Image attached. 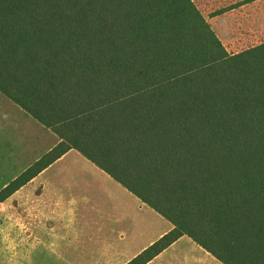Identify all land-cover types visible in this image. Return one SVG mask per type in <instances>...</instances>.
<instances>
[{
  "label": "trees",
  "instance_id": "obj_1",
  "mask_svg": "<svg viewBox=\"0 0 264 264\" xmlns=\"http://www.w3.org/2000/svg\"><path fill=\"white\" fill-rule=\"evenodd\" d=\"M0 91L224 264H264V43L232 54L193 0H0Z\"/></svg>",
  "mask_w": 264,
  "mask_h": 264
},
{
  "label": "crops",
  "instance_id": "obj_2",
  "mask_svg": "<svg viewBox=\"0 0 264 264\" xmlns=\"http://www.w3.org/2000/svg\"><path fill=\"white\" fill-rule=\"evenodd\" d=\"M60 142L0 91V191ZM174 227L72 149L0 202V264H127ZM147 264L224 263L184 235Z\"/></svg>",
  "mask_w": 264,
  "mask_h": 264
},
{
  "label": "rangeland",
  "instance_id": "obj_3",
  "mask_svg": "<svg viewBox=\"0 0 264 264\" xmlns=\"http://www.w3.org/2000/svg\"><path fill=\"white\" fill-rule=\"evenodd\" d=\"M219 35L228 52L235 54L264 43V0H193ZM1 246L0 252H15Z\"/></svg>",
  "mask_w": 264,
  "mask_h": 264
}]
</instances>
